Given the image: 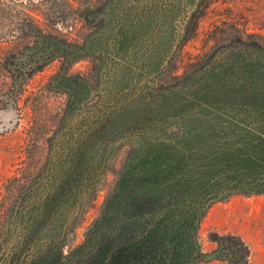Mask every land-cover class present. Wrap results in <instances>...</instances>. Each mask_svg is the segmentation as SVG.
<instances>
[{"label":"trees","instance_id":"obj_1","mask_svg":"<svg viewBox=\"0 0 264 264\" xmlns=\"http://www.w3.org/2000/svg\"><path fill=\"white\" fill-rule=\"evenodd\" d=\"M207 7L108 0L82 14L97 30L76 51L61 44L32 58L28 72L50 53L67 66L89 58L94 79L58 78L70 94L68 125L25 189L0 264H200L210 260L199 229L211 206L264 194V35L231 26L223 49L183 59ZM134 102L141 107L133 122L117 129L115 116ZM124 146L132 150L99 215L66 251L72 217L80 220Z\"/></svg>","mask_w":264,"mask_h":264},{"label":"rangeland","instance_id":"obj_2","mask_svg":"<svg viewBox=\"0 0 264 264\" xmlns=\"http://www.w3.org/2000/svg\"><path fill=\"white\" fill-rule=\"evenodd\" d=\"M106 1L0 0V108L5 106L4 98L13 94L17 113L16 126L0 134V243L3 241L5 246L11 247L12 234L19 229L14 218L22 201L28 199L25 189L38 180L36 176L49 149L68 125L65 109L70 94L62 88V78H58L65 74L67 79H94L89 58H78L67 66L63 64L64 55L50 53L36 69L28 72L27 68L34 64L33 57L61 44L67 48V54L76 51L97 30L84 22L82 14L86 10L98 12ZM205 1L208 7L197 21L194 38L183 47V59L208 52L212 47L223 49L226 42L222 39L231 33V26L250 35H264V0ZM218 31L226 34H217ZM167 69L159 82L165 87L172 85V63ZM93 99L91 95L89 103ZM138 107L140 104L134 102L117 113L115 127L121 130L132 123ZM131 150V146L120 148L106 164L94 200L87 203L80 220H74L77 215L72 217L66 251L83 240ZM199 235L210 257L200 264H264V194L238 195L214 204L200 225ZM4 249L0 244V254Z\"/></svg>","mask_w":264,"mask_h":264},{"label":"water","instance_id":"obj_3","mask_svg":"<svg viewBox=\"0 0 264 264\" xmlns=\"http://www.w3.org/2000/svg\"><path fill=\"white\" fill-rule=\"evenodd\" d=\"M14 95L4 98L5 106L0 108V134L13 129L17 124V113L14 107Z\"/></svg>","mask_w":264,"mask_h":264}]
</instances>
